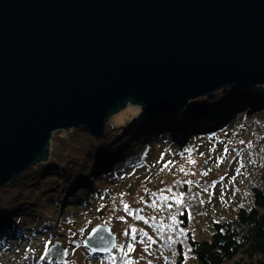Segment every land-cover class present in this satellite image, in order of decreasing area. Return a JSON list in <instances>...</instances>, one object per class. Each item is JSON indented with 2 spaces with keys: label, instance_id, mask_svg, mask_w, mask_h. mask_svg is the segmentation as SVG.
<instances>
[{
  "label": "water",
  "instance_id": "95a60500",
  "mask_svg": "<svg viewBox=\"0 0 264 264\" xmlns=\"http://www.w3.org/2000/svg\"><path fill=\"white\" fill-rule=\"evenodd\" d=\"M264 85V0H0V190L49 160L54 133L104 138L129 105L173 114ZM117 237L97 225L99 256ZM67 263L58 242L44 251Z\"/></svg>",
  "mask_w": 264,
  "mask_h": 264
},
{
  "label": "trees",
  "instance_id": "16d2710c",
  "mask_svg": "<svg viewBox=\"0 0 264 264\" xmlns=\"http://www.w3.org/2000/svg\"><path fill=\"white\" fill-rule=\"evenodd\" d=\"M241 111L247 112L240 116ZM243 137L256 145L261 159L257 173L253 167L245 200L217 208L211 198L202 203L212 196L210 178L222 167L221 159ZM153 140L162 150L177 151L174 161L165 160L157 171L151 168ZM207 143L218 145V151L205 148ZM142 169L151 172L123 189L126 177L133 175L128 174ZM204 182L209 187L199 188ZM172 193L182 194L183 203L177 204ZM161 194L169 197L167 202ZM25 216L52 237L74 242L121 216L143 227L140 236L152 237L169 264H264V85L224 89L175 114L143 111L126 124H108L100 140L82 128L55 133L49 160L0 192V229ZM168 236L176 241L170 246ZM127 246L112 264H130Z\"/></svg>",
  "mask_w": 264,
  "mask_h": 264
},
{
  "label": "rangeland",
  "instance_id": "374dc122",
  "mask_svg": "<svg viewBox=\"0 0 264 264\" xmlns=\"http://www.w3.org/2000/svg\"><path fill=\"white\" fill-rule=\"evenodd\" d=\"M247 111H241V114L239 115L241 116L242 114H246ZM142 112L143 110L140 107L129 105L124 110L113 115L108 124H126L135 118L141 117ZM151 143L154 147L151 160L152 171H157V168H159L165 160L170 159L173 162L174 159L172 158L177 157V151H175L176 155L171 154L173 151L162 150L165 149L164 146L161 149L160 143L156 140H153ZM233 143H237V146L235 149H231L227 153L226 157L221 159L222 167H220V169L215 172L214 176L210 178V180L214 182L213 187H210L212 196L209 195L205 199H202V203H205L206 199L211 198V205L214 208L221 207L223 204L230 207V205H233L234 202L238 203L240 201H244L245 199L243 194L246 191V187L249 185L248 183H251L252 181L251 173L253 167L257 173L259 161L261 162V159L258 161V158L260 157L257 158L258 154L256 152V145L248 141L246 137H243L239 140L236 139V141ZM205 148L212 151H218V145L213 143H207ZM214 159L217 160L218 157L214 155ZM31 169L29 171H31ZM150 172V169H142L138 172H130L128 175H133L130 178L126 177V184L123 186V189H127V185H129L130 182L137 177H139V179L136 181V183L139 184V182L142 181L141 178ZM26 173H28V171ZM209 183L210 182H204V185L199 186V188L202 187L206 189V187H209ZM66 199L70 198L67 197ZM209 208L210 205L207 207L208 211ZM200 210L201 209L199 208L196 211L199 212ZM110 218L111 220H109L110 223H108V225L111 227L112 232L117 237L118 246L112 251L111 254H109L110 257H105V259L102 258L104 256L95 257V254L92 255V253L85 249L82 244L75 248L72 246L74 241L71 239L69 240L65 237L54 238L51 236L50 230H44L43 227L38 224L39 222L34 221L32 217L25 216L22 219L19 218L21 220L12 223L11 226L0 229V264H57L56 261H49L43 255V252L58 242L62 243V245H65L64 247L68 246L70 249L66 264H112V258H116L120 254L119 252H122L129 243L135 249L134 251L130 252L128 260L130 264H169V259L164 254L165 252L163 253L161 248L158 247L155 242L152 243L150 247H148L147 243L145 242L147 237L142 238V236H140L139 232L141 233L143 231V227L137 225L131 226L132 221H127L121 216ZM207 218H209V216H207ZM131 227L138 229L135 241H133L131 238ZM125 232H128L129 234L125 235ZM130 240L131 242H129ZM152 240L154 241L153 238ZM119 245H124L125 247L121 249Z\"/></svg>",
  "mask_w": 264,
  "mask_h": 264
},
{
  "label": "snow or ice",
  "instance_id": "6c2138e0",
  "mask_svg": "<svg viewBox=\"0 0 264 264\" xmlns=\"http://www.w3.org/2000/svg\"><path fill=\"white\" fill-rule=\"evenodd\" d=\"M189 162L190 163H195V161H192V160H190ZM169 163H171V162H169ZM164 167L167 168L168 167V164H165ZM180 171H184V169L181 168ZM188 183H191V181H189ZM167 191L170 192V193L172 192V190L170 188L167 189ZM153 195H155V194H153ZM160 199H163L165 202H167L168 199H169V197L164 196L163 194H161ZM172 199L175 200V202L177 204L183 203V196H182V194L181 195H177L176 193H172ZM168 206L171 207V205H168ZM124 209H125V211H128L129 210L127 204L124 205ZM182 214L183 213H181V215ZM138 219H143V217H138ZM171 219L175 223V220H176L175 216H172ZM130 231H131V238H132L133 241H135L136 240V237H137V230L135 228H132ZM128 234H129L128 232H125V235H128ZM142 235L144 237H147V240L145 242L147 243L148 247H150L151 244L155 242V241L152 240L151 237H148L147 236V233H143ZM181 235H183V233H181ZM100 239H101V241H104L108 245V247L101 248L100 249L101 251H109L111 248H117L118 247L117 244L115 243V239L114 238H111L108 241H105L104 240V237H101ZM167 240L169 242V246L171 244H173V243L176 242V241L173 240L172 236H168L167 237ZM119 247L121 249H123L125 246L124 245H119ZM127 250H128V252H131V251H134L135 249L133 248V246L131 244H129L127 246ZM145 250H147V249H145ZM125 255H127V252L125 253ZM112 259H115V258L113 257Z\"/></svg>",
  "mask_w": 264,
  "mask_h": 264
},
{
  "label": "flooded vegetation",
  "instance_id": "af4514ba",
  "mask_svg": "<svg viewBox=\"0 0 264 264\" xmlns=\"http://www.w3.org/2000/svg\"><path fill=\"white\" fill-rule=\"evenodd\" d=\"M63 246H65V245H63ZM69 251H70V249H69V247L67 246V257H68V253H69ZM49 261H53V262H55V260H49Z\"/></svg>",
  "mask_w": 264,
  "mask_h": 264
},
{
  "label": "bare ground",
  "instance_id": "6f19581e",
  "mask_svg": "<svg viewBox=\"0 0 264 264\" xmlns=\"http://www.w3.org/2000/svg\"><path fill=\"white\" fill-rule=\"evenodd\" d=\"M44 253V252H43ZM44 255V254H43Z\"/></svg>",
  "mask_w": 264,
  "mask_h": 264
}]
</instances>
